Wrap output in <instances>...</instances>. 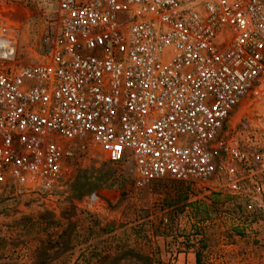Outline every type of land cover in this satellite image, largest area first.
I'll return each mask as SVG.
<instances>
[{"label": "built area", "instance_id": "2783aa9c", "mask_svg": "<svg viewBox=\"0 0 264 264\" xmlns=\"http://www.w3.org/2000/svg\"><path fill=\"white\" fill-rule=\"evenodd\" d=\"M56 2L49 50L27 62L0 0V185L54 189L77 144L132 161L137 188H227L263 214L264 119L240 113L264 111V0Z\"/></svg>", "mask_w": 264, "mask_h": 264}, {"label": "rangeland", "instance_id": "374dc122", "mask_svg": "<svg viewBox=\"0 0 264 264\" xmlns=\"http://www.w3.org/2000/svg\"><path fill=\"white\" fill-rule=\"evenodd\" d=\"M12 2L22 60L43 59L56 0ZM243 107L263 121V107ZM73 148L70 177L54 189L0 185V264H188L189 254L196 264H264V213L239 195L170 178L137 188L132 161Z\"/></svg>", "mask_w": 264, "mask_h": 264}, {"label": "crops", "instance_id": "0c3cea01", "mask_svg": "<svg viewBox=\"0 0 264 264\" xmlns=\"http://www.w3.org/2000/svg\"><path fill=\"white\" fill-rule=\"evenodd\" d=\"M186 256H184L185 263L187 262L188 264H196V262L198 260L197 256H196V259L195 260L192 259V255L191 254L186 255Z\"/></svg>", "mask_w": 264, "mask_h": 264}]
</instances>
